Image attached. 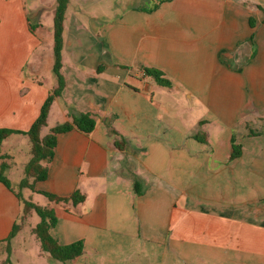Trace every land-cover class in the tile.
Listing matches in <instances>:
<instances>
[{
	"label": "crops",
	"instance_id": "1",
	"mask_svg": "<svg viewBox=\"0 0 264 264\" xmlns=\"http://www.w3.org/2000/svg\"><path fill=\"white\" fill-rule=\"evenodd\" d=\"M55 4L0 0V128L27 130L55 86ZM115 4L69 0L65 12L66 85L46 130L78 112L96 124L90 133H58L47 176L35 183L85 197L76 205L48 201L57 217L50 234L62 245L82 240L69 264H264V0ZM120 138L122 149L114 144ZM232 140L241 147L234 158ZM28 141L7 136L0 164ZM21 211L0 182L3 259Z\"/></svg>",
	"mask_w": 264,
	"mask_h": 264
},
{
	"label": "trees",
	"instance_id": "2",
	"mask_svg": "<svg viewBox=\"0 0 264 264\" xmlns=\"http://www.w3.org/2000/svg\"><path fill=\"white\" fill-rule=\"evenodd\" d=\"M54 16H53V65H52V78L55 81V86L51 89L44 102L40 107V112L30 127L25 130H11L7 128H0V144L11 133L17 132L28 136L30 141V157L24 165V177L18 182L19 190H14L11 187L10 180L8 179L6 172L8 164L2 162L0 164V182L5 184L9 189H12L20 203L22 205L21 215L17 222L12 226L9 235L6 237V249L10 254V240L21 229L20 219L24 218L29 213H34L38 216L39 221L33 227V233L40 243L41 250L45 252L50 259L57 260L63 264H69L71 260L82 254L83 242L78 240L70 244H59L53 236L50 234V229L56 224L57 217L54 210L48 206L41 205L32 200L31 196L26 197L22 193L23 189H28L31 193H36L44 196L49 202L62 203L71 202L76 205L82 202L85 197L79 191L74 192L69 196H59L47 191L38 190L35 188V183L44 180L47 176V163L52 159L54 155V147L56 145V135L58 133L67 132L73 129H78L84 133H90L96 124L95 117L89 112L70 113V120L56 123L48 126V113L51 105L56 98L62 95V91L65 88L66 82L62 74V48H63V22L65 12L69 3V0H55ZM144 73L153 78L159 85L170 87L171 81L163 77V73L153 67H142ZM110 134H117V131L113 128L108 130ZM200 141H205L204 135L199 136L196 133ZM201 135V134H200ZM116 147L122 149L125 140L120 138L114 141ZM240 145L235 144L232 140V153L230 158L238 156L240 152ZM138 180L135 181V190L140 193L138 188Z\"/></svg>",
	"mask_w": 264,
	"mask_h": 264
},
{
	"label": "rangeland",
	"instance_id": "3",
	"mask_svg": "<svg viewBox=\"0 0 264 264\" xmlns=\"http://www.w3.org/2000/svg\"><path fill=\"white\" fill-rule=\"evenodd\" d=\"M115 1L116 4L114 7H116V9H121L124 6V0ZM51 72L52 70L50 71V75ZM11 143L12 140L3 143V148L10 147ZM17 146L18 149H10L11 151L9 152L11 157L8 164L11 168L10 170L12 171H10L8 177L11 185L16 188V190H19L20 188L18 186V182L24 177L23 163L28 160L27 156L30 153L31 144L28 141L21 142ZM22 193L25 194L26 191L23 189ZM31 195L34 202L47 206L48 200L44 196L34 195L33 193H31ZM38 221L39 218L34 213H29L24 218L20 219V223L22 224V232L19 236V239L13 242V247L16 249V252H14L13 256H10L9 254V258L7 259V249L4 248L6 249V259H3V254H0V264H51L53 261H55L50 259L49 256L41 250L40 243L33 233V227Z\"/></svg>",
	"mask_w": 264,
	"mask_h": 264
}]
</instances>
